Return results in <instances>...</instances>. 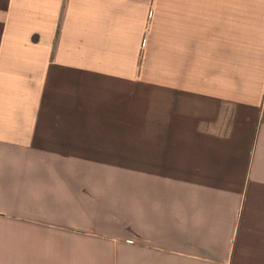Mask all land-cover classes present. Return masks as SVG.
Returning <instances> with one entry per match:
<instances>
[{"label": "crops", "instance_id": "crops-1", "mask_svg": "<svg viewBox=\"0 0 264 264\" xmlns=\"http://www.w3.org/2000/svg\"><path fill=\"white\" fill-rule=\"evenodd\" d=\"M0 264H264V0H0Z\"/></svg>", "mask_w": 264, "mask_h": 264}, {"label": "rangeland", "instance_id": "rangeland-1", "mask_svg": "<svg viewBox=\"0 0 264 264\" xmlns=\"http://www.w3.org/2000/svg\"><path fill=\"white\" fill-rule=\"evenodd\" d=\"M158 45H153V47H157ZM145 75H146V82L148 76L151 77L152 80V108H153V113L154 109L156 106L159 104V97L158 93L156 91L159 90L160 86L163 85L165 88L169 86L170 84L174 85L175 79H168L167 77L175 76L176 75V68L174 67H167L161 65L160 61V55L159 51L157 49H153V52L151 53V61L150 65L146 67L145 69ZM173 82V83H172ZM139 107L136 109L135 112V119L136 122L142 121V115H143V99L139 100ZM121 118L124 116H120ZM130 133H135L138 137L139 133H143L142 131L140 132H130Z\"/></svg>", "mask_w": 264, "mask_h": 264}]
</instances>
